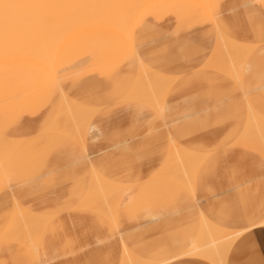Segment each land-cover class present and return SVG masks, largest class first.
<instances>
[{
  "label": "crops",
  "instance_id": "crops-1",
  "mask_svg": "<svg viewBox=\"0 0 264 264\" xmlns=\"http://www.w3.org/2000/svg\"><path fill=\"white\" fill-rule=\"evenodd\" d=\"M197 3L148 2L138 14L132 38L118 31L82 29V35L64 46L67 51L60 50L56 79L45 68L21 59L0 61V134L18 142L8 175L0 174V264H121L123 246L147 260H170L166 264H215L200 257H179L196 240L200 213L206 219L257 218L240 228L230 224V230L254 227L264 220L259 199L255 200L258 209L251 212L254 200L241 198V207L233 208L237 201L232 171L237 164H210L202 170L206 156L191 149L198 142L221 141L231 152L262 153L237 142L248 126V105L264 118V0H211L210 8ZM220 35L253 47L240 80L210 67L219 53ZM145 66L175 80L162 112L134 97L154 86L142 72ZM186 72L193 90L192 110L183 93L189 90L183 82ZM60 89L94 112L81 141L48 129L70 124ZM172 150V154L183 152V159L178 154L171 157ZM147 151L155 160L136 163ZM192 158L202 161L192 172L195 182L190 190L169 174L190 170ZM86 164L87 172L81 171ZM69 167L74 187L61 191L58 180L68 178ZM240 167L246 170L243 164ZM95 170L126 188L114 220L87 206L102 204L94 196ZM238 182L236 187L245 191L248 180ZM16 204L48 219L37 255L18 242L3 240L14 227ZM227 252L224 264H264V227L243 233Z\"/></svg>",
  "mask_w": 264,
  "mask_h": 264
},
{
  "label": "bare ground",
  "instance_id": "bare-ground-1",
  "mask_svg": "<svg viewBox=\"0 0 264 264\" xmlns=\"http://www.w3.org/2000/svg\"><path fill=\"white\" fill-rule=\"evenodd\" d=\"M150 1L152 0H0V61L5 62L6 64L11 59H18V60L21 59L23 61H27V63L34 64L35 67L37 66L40 68L41 67L45 68L49 72V74H51V76L54 79H56L57 77L55 72V65L57 63L56 62L57 57L59 56L60 50L65 48L64 46L70 41L71 38L78 35V33L82 32L81 30L86 27H94L103 30H110L111 32L118 31L120 32V34L126 36L127 38H132L133 28L138 18V14L141 11V9L144 8V6ZM195 1L210 8L211 0H195ZM244 2L246 3V1ZM192 3L196 4L195 2ZM216 3L213 2V4ZM179 6L180 5L178 4V8ZM180 8H184V7H180ZM217 9L218 8H216V10ZM219 9H221L220 6ZM201 10L203 11V9H200V12ZM194 11H197V9H194ZM203 12L205 15L206 12L205 11ZM216 13L217 12H215V14ZM89 32H90V28H89ZM80 34L82 35L83 33ZM222 35H220L219 53L214 59H212L210 63V67L221 70L222 72H224L223 74H227L232 78H234L235 80H240V75L245 59L252 51L253 47L244 46L245 44L242 45L237 42H233V40L230 41ZM99 36H100V32H99ZM116 36L117 35H115L114 37ZM123 44L125 45V42ZM65 50L67 51L68 48L66 47ZM138 59L139 62L143 63L142 61H140V58ZM2 62H0V64ZM12 63H14V61ZM141 63L140 65L144 66L143 65L144 63L143 64ZM15 65L14 67H16ZM4 66L2 65V67ZM146 67L147 66L143 67L142 72L146 77V79H151L154 82V86L151 88V90L142 89L134 97L136 99L148 103L158 112H162L166 93L168 92V89L172 85L173 81L175 80L165 75H158L155 72L157 74L156 75L153 72H150L151 69L149 71L148 70L149 68L147 69ZM32 82L33 81H31V84ZM28 88H32V87H28ZM60 90L62 91L61 96H63L62 103L63 105H65L67 109L66 119L70 120L69 121L70 124H63L59 126L51 125L48 129L65 132L81 141L83 137V133L86 130L88 122L93 117L94 112L88 108H85L77 104L76 102L71 100L62 89ZM12 96H14L13 93L11 94V97ZM146 96H148L147 99ZM61 104H60L61 107L60 109H62ZM247 107H248V126L240 136L237 143L247 145L249 146V148L252 147L254 148V150L256 149L264 153V118L261 117L258 113H256L250 105H248ZM17 144H18L17 141L12 140L11 138L10 139L6 138L0 134L1 176L2 175L6 176L8 171V164L11 161L10 157L14 149H16ZM181 147L183 148V150H185L183 146ZM172 153L173 150L171 151L170 154L171 157L175 154V152L174 154ZM176 154L181 155L180 157L181 159L183 152H181L180 154L176 152ZM171 157L169 158V161L171 160L172 162ZM201 161L202 158L199 159L192 158L190 161L191 162L190 170H185L178 173L174 172L169 174V176L176 177L183 185L190 188V190H193L195 177L192 176L193 174L192 172H194L196 166ZM167 169H169L168 164H167ZM93 174L94 175H92V178L96 180L94 182H96L98 185V190L94 194V196L100 197L102 200V204L101 205L88 204L87 206L91 207V209L95 208L96 210H99L101 213L105 214L110 219L114 220L117 205H119L118 203L119 201H121L120 199L122 195L125 193L126 188L121 187L113 182H110L104 176L100 175L96 170L93 171ZM185 189L187 188L185 187ZM91 191L93 190L91 189L90 192ZM89 195H91V193L88 192V196ZM87 206L85 204L84 207L83 206L82 207L87 208ZM12 221L14 227L10 232H8V234L5 233L6 235L5 238H3V240L7 238L8 240L18 242L29 248L33 253L37 255L39 250L41 234L46 224L48 223L47 222L48 219L46 220L45 217H41L40 215L33 214L32 212H29L28 210L24 209L21 205L16 204V212L13 215ZM201 224H200L201 226L200 231H198L199 234L197 235V238L194 241L192 247L183 254H181L179 257H200L211 260L215 262V264L216 263L224 264L226 263L225 262L227 256L226 253H228L227 251H229L230 247L234 244L237 238L254 227H258V226L264 227V220L261 223H259L257 226L242 230H230L219 227L215 223L206 219L205 217H202ZM123 247H124L123 262H121V264H166L167 262L170 261V260H147L138 255H135L126 246ZM172 260L173 259H171V261Z\"/></svg>",
  "mask_w": 264,
  "mask_h": 264
},
{
  "label": "rangeland",
  "instance_id": "rangeland-1",
  "mask_svg": "<svg viewBox=\"0 0 264 264\" xmlns=\"http://www.w3.org/2000/svg\"><path fill=\"white\" fill-rule=\"evenodd\" d=\"M186 78L184 79L183 82H187V86H189V90L183 91V93L185 94L186 97V103L185 105H189L190 110H192V95L193 92H191L192 90V84L188 82V72H186L185 74ZM193 91V90H192ZM191 105V106H190ZM219 141V140H218ZM185 144L187 145H191V141L190 140H186ZM221 141L219 142H214V143H207V142H203V143H199L198 142V146L195 148H191L194 149V151H197L198 153L205 155L206 158L204 159V164H203V168L204 167H208V165L210 164H216V163H224V162H229L232 164H237V167H233L234 170L232 171L233 176H235L233 178L234 180V190H233V196L236 199V203H233V208L237 209L241 207L242 202L241 198H245L246 200H248L249 202H251V200H254V203H250V205H255V208H250L249 211H253L257 208V200H261L262 201V208L264 210V155L262 153H252L250 151H243L241 153L238 152H231L229 150L226 149V147L222 144H220ZM138 143V142H137ZM203 144V145H202ZM139 145V144H138ZM193 147V146H192ZM141 157H139V161L136 163H145V162H152L153 160H155L154 158H152L151 153L147 152H141ZM241 164H243L246 168V170H242L241 169ZM88 168H87V164L86 166H84V169L81 171H86L87 172ZM199 173V176L202 175V173L204 171H202ZM68 171V178L64 177L61 180H58L59 184H57V187L59 190L64 191L65 189H71L73 188V181L75 180V178L73 177V171L71 170V168L69 167ZM248 180V186L245 187V191H243L242 187H236L237 182L241 183L242 180ZM76 188L78 186H75ZM198 188L200 187V184L197 186ZM201 193H203V191H201ZM207 193V192H205ZM256 200V201H255ZM245 203H247L246 201H244ZM208 205V204H206ZM208 210V209H207ZM208 212V211H207ZM249 212V213H250ZM264 213V211H262ZM235 214V213H233ZM202 213H200V219H199V226L201 224V218H202ZM206 215L208 216V213H206ZM230 215V214H228ZM264 215V214H262ZM209 219V218H208ZM257 218H254V220H250V219H239L236 218L235 216L231 217V216H226L224 218H214L212 217L211 221H213L215 224H217V226L222 227V228H229L232 229L234 228H240L243 226H247L250 223H253L256 221ZM230 224L232 225V228L230 226ZM201 226L199 227V231H200ZM199 234V232H198ZM197 234V235H198ZM197 238V236L194 238V240Z\"/></svg>",
  "mask_w": 264,
  "mask_h": 264
}]
</instances>
